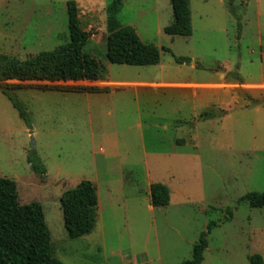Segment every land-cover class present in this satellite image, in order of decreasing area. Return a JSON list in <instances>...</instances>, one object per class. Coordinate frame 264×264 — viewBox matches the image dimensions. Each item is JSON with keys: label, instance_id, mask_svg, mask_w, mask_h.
<instances>
[{"label": "rangeland", "instance_id": "obj_1", "mask_svg": "<svg viewBox=\"0 0 264 264\" xmlns=\"http://www.w3.org/2000/svg\"><path fill=\"white\" fill-rule=\"evenodd\" d=\"M69 1L89 34L84 52L104 67V80L175 85L15 91L30 127L0 90V178L15 182L20 205L41 204L53 257L63 264H181L213 222L202 264H249L253 254L264 263V207L241 201L264 193V102L250 100L264 98V0H189L188 37L163 33L173 23L170 0H122L119 23L160 51V63L148 67L107 61L109 0H0V55L28 60L66 45ZM211 81L219 90L203 104L194 92ZM205 110L213 118L201 119ZM31 151L45 175L31 171ZM147 179L168 187V206L148 208ZM82 180L95 183L100 207L94 230L70 239L60 197Z\"/></svg>", "mask_w": 264, "mask_h": 264}, {"label": "trees", "instance_id": "obj_2", "mask_svg": "<svg viewBox=\"0 0 264 264\" xmlns=\"http://www.w3.org/2000/svg\"><path fill=\"white\" fill-rule=\"evenodd\" d=\"M173 23L163 29L169 36L188 37L191 34L189 0H170ZM67 28L69 41L58 50L38 55L28 60L0 55V90L19 117L30 127L27 110L16 99L15 91L35 89L40 91H59L63 93L100 94L106 88L97 86H68L52 84H26V82H98L103 80L105 69L95 58L84 52L89 34L81 29L75 1L67 2ZM122 0H109L106 7V59L110 64L135 67L156 66L160 63V51L143 42L135 30L122 26L117 15ZM176 63L188 60L175 58ZM239 84L242 78L235 75ZM13 82V83H12ZM17 82V83H14ZM253 104L264 102L250 99ZM201 119L213 118L212 112L205 110ZM31 171L39 176L46 174L34 151L27 156ZM152 208L169 205L170 191L167 186L152 183L149 187ZM241 201L251 208L264 207V193L251 192ZM64 228L70 239L89 235L95 228L98 195L95 185L89 180L80 181L74 188L65 191L60 197ZM215 224L210 222L206 232L200 234L193 246L192 257L181 264H202L203 253L207 247L206 237ZM249 264H264L259 254L248 257ZM0 264H63L53 257L50 233L45 223L41 204L32 202L20 205L15 182L0 178Z\"/></svg>", "mask_w": 264, "mask_h": 264}, {"label": "crops", "instance_id": "obj_3", "mask_svg": "<svg viewBox=\"0 0 264 264\" xmlns=\"http://www.w3.org/2000/svg\"><path fill=\"white\" fill-rule=\"evenodd\" d=\"M103 84V86H100V88H106L107 89V93H112L115 90H117V88H119L120 86H122L123 84H130L131 86H150V87H167V86H174L175 84L173 83H166V82H159V83H155V82H132V83H122V82H112L109 80H101L98 81V83ZM92 85L97 84V82L94 83H90ZM219 86L220 84L216 81H211L208 83H202V84H198V87L202 89V91L198 94L194 92V96L197 100H200L201 102H205L206 99H204L207 95L211 94V92L213 91H218L219 90ZM98 87V86H97ZM85 94H89V93H85ZM177 125V124H176ZM148 174V173H147ZM94 185L95 183L92 182ZM147 188H145V192L146 194H149V187L152 184V181H148L147 179ZM96 187V186H95ZM97 191V189H96ZM98 207H100V201L98 198ZM150 210L153 209L151 206L148 207ZM98 210V208H97Z\"/></svg>", "mask_w": 264, "mask_h": 264}]
</instances>
